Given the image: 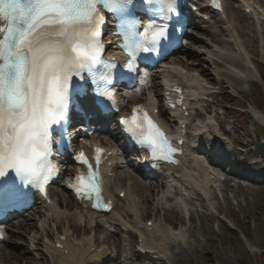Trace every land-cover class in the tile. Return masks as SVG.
Listing matches in <instances>:
<instances>
[{"label": "rangeland", "instance_id": "1", "mask_svg": "<svg viewBox=\"0 0 264 264\" xmlns=\"http://www.w3.org/2000/svg\"><path fill=\"white\" fill-rule=\"evenodd\" d=\"M228 6V19L238 26L239 41L249 51L257 71L227 60L239 59L226 25L216 19L198 26L196 44L184 48L174 59V63L189 67L188 75L203 88L190 101L193 127L197 123L210 126L204 136L207 150L192 143L195 132L189 137L187 148L191 151V147H199L198 158L205 166L209 156L214 158L216 165L208 166L209 172L225 181L216 179L209 185V207L189 195L178 179L169 178L171 174L144 178L135 159L126 156L112 180L131 191L130 201L137 205L136 214L127 209L129 201H120L115 216L103 218L111 227L89 226L88 231L83 226L88 216L83 217L67 195L52 188L56 200L61 198L71 204L64 210L67 216L76 214V219L71 220L74 229L69 231H74L79 240L92 238L91 251L104 252V259L92 264H264V104L254 101L258 92L264 94V22L242 18L240 9L229 0ZM247 71L252 72L250 78L239 79L237 73ZM162 80L160 77L153 82L156 93H160ZM164 119L168 128L175 130L174 118L164 114ZM109 132L116 136L114 124ZM100 138L115 147L110 138ZM215 139L226 144L220 154L213 149ZM118 145L116 139V149ZM130 176L144 187L132 185ZM49 215L47 208L37 205L22 219L6 225L0 264H56L50 248L68 222ZM136 215L142 219L141 228L153 220L163 227H172L182 240H169L165 253L155 255L158 260L141 257ZM33 238L39 243L32 245Z\"/></svg>", "mask_w": 264, "mask_h": 264}, {"label": "snow or ice", "instance_id": "2", "mask_svg": "<svg viewBox=\"0 0 264 264\" xmlns=\"http://www.w3.org/2000/svg\"><path fill=\"white\" fill-rule=\"evenodd\" d=\"M178 15L177 0H0V212L26 199L27 189L47 194L56 171L49 159L53 144H70L79 134L69 130L73 111L85 120L118 112L116 79L124 69L138 72V58L165 57L173 44L170 22ZM109 16L123 41L122 64L104 59ZM118 123L153 160L176 162L177 149L147 110L133 107ZM104 152L94 148L96 167L83 150L74 155L88 169L68 185L78 195L100 199Z\"/></svg>", "mask_w": 264, "mask_h": 264}, {"label": "bare ground", "instance_id": "3", "mask_svg": "<svg viewBox=\"0 0 264 264\" xmlns=\"http://www.w3.org/2000/svg\"><path fill=\"white\" fill-rule=\"evenodd\" d=\"M235 14H236V12H235ZM238 18H240V17H238ZM242 18L247 19L248 17L243 16ZM231 25H232L234 33L236 34L238 41H239V39H241V35H240V32L238 31V26L234 25L233 19H232ZM239 43L241 45H243L242 42L239 41ZM243 49H245V47H243ZM243 49L241 46L236 45V52L239 54L240 57H242V58L238 57V59L240 61L237 60V58L233 59L232 57H227V60H230L231 62H234L236 64L238 62H241L243 66H244V63H247L248 61H250L252 63V65L254 66L255 71H257L253 60L252 59L247 60L245 58L246 51ZM238 50H239V52H238ZM179 64H181V65L185 66L187 69H189V67H187L186 65H184L182 63H179ZM251 73L252 72H250V71L239 72V73H237L238 74L237 76L239 77V79L243 80L246 78H250ZM164 78H166V81L169 83L168 85H170V86L174 83L175 84L179 83L180 85H184V83L189 84L190 87H187V89H188L187 93L188 92L193 93L194 95L193 94L189 95L192 97L198 96L199 94H201V91L203 90V88L200 84L199 85L195 84L194 83L195 81L190 76H188L187 74H184L181 70L175 69L174 66L172 67V69H169L166 71V73L164 74ZM177 114L179 115L180 113L177 112ZM97 122L99 123L100 121H97ZM102 122H103V124L106 123V121H103V120H102ZM204 128L206 130H208V128H210V126H206ZM103 130L107 132L108 127L104 128ZM200 131H201V129H197L194 132L196 134L200 135L199 134ZM197 138H198V136H197ZM193 143H199L197 145L201 146L200 142H193ZM106 146L110 147V145H106ZM197 148H199V147H197ZM119 149L122 150V148L120 146H119ZM186 152H188V150ZM190 152H192V153L189 154V156H194V157H192V159L189 162L190 165H186V163H188V161H187L186 156H185V157H183L184 158L183 162L179 167L168 166L167 170L175 173L176 177L181 179V181L183 182V185L187 186V189L193 195H197L198 191H200L202 193V195L204 194L206 199L202 200V201L208 202L209 195H210V190L208 189V186L212 181V177L209 173V169L207 168V166H205L204 163L201 161V159L198 158V152H196L195 150L194 151L191 150ZM124 153L125 152L123 151V154ZM115 160H117V159L114 157L111 158V162L115 161ZM117 166H118V162L116 161V164L112 167L111 172H114V169ZM127 167L130 168V164H127ZM129 179H131L132 185H135L137 187L138 186L144 187L143 185H140V182L138 180L131 178V176L129 177ZM149 190H151V189H149ZM116 192L118 193V195L121 192H126L124 200L126 202L129 201L127 209L129 211H131L133 214H136L137 205L130 201L131 191L130 190H123V188L121 187L120 184H114L113 181H110L108 178L106 181V195L110 200L113 201L114 204H115L114 195ZM116 200L120 201V198L119 199L117 198ZM56 201H57L56 205L53 207L51 206V208H50L49 213L51 212L52 214L50 213L49 217H51L52 219L57 218V220H59V218L61 217L63 219V221L65 220L68 222L65 225L66 227L64 229V238L65 239L64 240L58 239L57 242L55 243V245H59L62 249H55L54 246L52 248H50L52 250L53 255L57 259L56 264H90L93 261L98 262V261L104 259L105 254L103 251H101L100 253L90 252V248L93 244L92 238L79 240L77 238V234L74 231H72V233L69 232V228H71L72 230L74 229V227L71 223V220H73L74 218L76 219V214H72V216H67L66 211H64V210L69 209L71 207V204L69 202H65V200L61 199V198L59 200H56ZM74 203H75V201H74ZM76 206H78V205L76 204ZM79 209L81 210L80 213H81V215H83V217L88 216V219L84 221V225H83L85 227L86 231L89 230V226L93 227V226L97 225L98 227H100L102 224H104V222H102L103 220H100L101 222L99 221V219L95 220L96 216L94 213H91L88 210L83 209L82 207H79ZM115 212H116V210H113V212L110 214V217H109L110 219L115 216ZM136 218L139 220V222H138L139 225L136 226V228H137L136 230L141 235L143 249L156 251L157 252L156 254L159 256L161 254H164L166 246L168 245V241L171 240L174 236L172 229L163 227V226H161L155 222H153L152 228H149L147 226V224L141 228L140 227L141 226L140 220H142V219L139 218L138 216ZM20 226L22 227L23 224L20 223L19 227Z\"/></svg>", "mask_w": 264, "mask_h": 264}, {"label": "trees", "instance_id": "4", "mask_svg": "<svg viewBox=\"0 0 264 264\" xmlns=\"http://www.w3.org/2000/svg\"><path fill=\"white\" fill-rule=\"evenodd\" d=\"M254 101L257 103V104H264V94L262 92H258V96L255 97ZM243 126V125H242ZM245 127V126H243ZM235 238H233L232 241H234Z\"/></svg>", "mask_w": 264, "mask_h": 264}]
</instances>
